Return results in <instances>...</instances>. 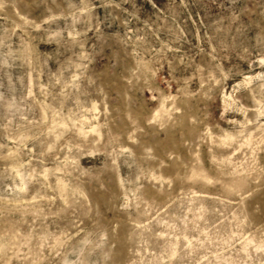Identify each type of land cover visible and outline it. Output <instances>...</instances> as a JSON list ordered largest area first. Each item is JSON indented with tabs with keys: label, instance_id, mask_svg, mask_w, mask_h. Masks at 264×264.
Returning <instances> with one entry per match:
<instances>
[{
	"label": "rangeland",
	"instance_id": "rangeland-1",
	"mask_svg": "<svg viewBox=\"0 0 264 264\" xmlns=\"http://www.w3.org/2000/svg\"><path fill=\"white\" fill-rule=\"evenodd\" d=\"M0 264H264V0H0Z\"/></svg>",
	"mask_w": 264,
	"mask_h": 264
}]
</instances>
